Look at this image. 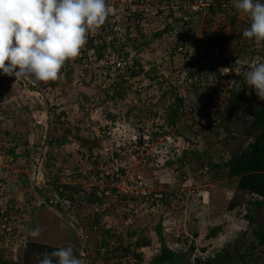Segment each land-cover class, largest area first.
Segmentation results:
<instances>
[{
	"label": "rangeland",
	"instance_id": "374dc122",
	"mask_svg": "<svg viewBox=\"0 0 264 264\" xmlns=\"http://www.w3.org/2000/svg\"><path fill=\"white\" fill-rule=\"evenodd\" d=\"M120 1H124V3H121L116 10V16L120 18V32H122L121 35L124 36L125 40L128 42L130 41V43L133 44L135 41H132L131 38L136 36V33L127 37L128 29L130 30L133 24L131 22L128 23L129 21L127 23L124 21H126V17L128 15V6L134 5V3H137V0ZM223 1L224 0H215L217 3H221ZM204 8L205 9L200 19L203 21V23H205V27H207V23L209 22L210 24L211 21L212 26L210 30L207 31V33L211 31V33H215L214 31L217 30L218 27L217 20L209 15L208 7ZM236 11L237 10L233 8L228 12L239 15L240 19L238 20L243 21L245 19V14L239 12L237 13ZM121 15L123 17H121ZM196 20L198 19L194 18V21ZM167 22L169 21L165 19L158 23L152 24L150 20L147 19L144 24L141 22L139 24L137 23L136 26L139 28L141 27L148 39L151 40L153 38V34L157 30H161L164 27V24H167ZM225 25H228V23H225L224 26ZM186 30H188L187 27L183 29L175 28L172 33H165L162 36V39H155L154 41L151 40L152 42H150V44L139 53L136 48H132L130 46L126 47L124 50L129 53L130 57L139 58V61L144 66L145 70L150 71L151 69H155L156 73H152L150 76L151 78L158 75L159 77L156 78V81L167 78L170 82L172 81L174 85L181 84L182 86L180 91L184 94L188 87L186 86L185 73L183 69L181 70L179 68L182 66V62L180 61L179 57L177 59L176 56L173 58V56L169 55L167 49L168 47H172L175 44L174 41L169 37L171 36L173 39H177L180 34L186 33ZM202 32L203 28L201 26L198 30V38L201 42L200 50H203L204 52L206 50L209 56H207L206 59H203L202 61L200 59L199 64H201V68L207 69L209 66L214 64L212 57L216 56V52L211 50L210 47L211 35L207 33L202 34ZM139 42L140 41H137V43ZM115 43H117V41H115ZM232 48H235V50H232L231 56L235 57L236 53H238L237 42L232 45ZM234 51L236 52L234 53ZM249 51L250 48H247L246 53H238L240 60L243 57H248L244 59L249 60ZM196 61L197 60H192L194 63ZM73 67L74 71L77 70L75 71L76 74L70 77L68 76L67 72L65 77L62 76L63 80L61 81L60 86H58L57 91L54 92L53 95H48L50 100L54 98L52 101L53 105H58L61 100L64 101L63 104L70 103L64 109L66 110V117L64 120H67L70 127L72 126V131H75L76 126L81 127L84 117H88L90 119V116H88L89 112L86 111L87 108H91L92 111H96L98 108L101 111L103 110V112L106 110V115L109 113L113 114V112H115L114 114H116L119 124L125 122L127 119L125 112L127 115H133L129 120H127L133 121L134 125L132 127L136 128V130L142 131V129L146 128L148 125L153 133L158 132L159 130H165V132L174 134V132L179 127L181 129L186 128V134L191 135L190 130L187 128L193 124V115L195 113L184 117L174 128L167 126L164 112L162 110L164 105L158 102L161 92L156 87L151 86L152 84H150V80L145 75H140L136 79L129 81V83H124L125 85L115 84V88L113 87L114 85H108L104 88V83L102 81L99 83H88L89 80L87 81V78H89V76L87 75V72H85V78H83L82 72L86 71L87 69L82 67L80 63H75ZM205 72L210 74L208 69L205 70ZM116 76L117 75L114 77L115 81ZM212 78L213 77L209 75L207 79H203L202 86L205 88L211 85V90L215 93V95H218L219 102H221V105L224 107L227 103V93L224 94V92L220 90V85H216V82L214 81L215 79ZM97 84L98 87H93V85ZM24 91V85L20 80L14 78L13 75H7L0 71V94L2 95L0 102H3L0 106V168H2L0 174L7 173V177H9L10 182H16L14 186L19 187L15 192L16 198L26 197L28 194L33 193L34 189L31 183L27 181L20 183L15 180H17V178L21 180L22 176L24 175L32 180L33 172L35 166H37V162H31V158H36L37 160L41 151L39 149L37 152L33 153L30 159L24 157L23 152L29 148L27 145L33 146L37 135L44 134L46 128H49L50 124L48 117L45 125H40L43 127V129L38 127L39 125L37 124V119L40 118L41 109L43 108L39 105H42V103H40L42 97L39 94H32L28 90L25 92ZM252 92L256 95L253 89ZM198 93V97H201L202 99L207 98L208 94L207 92L205 93V89L200 88ZM43 94L46 97V100L44 101L50 103L51 101L48 99L47 95H45V93ZM120 94H122L123 97H119ZM258 99L259 98L257 96V101L264 105V100ZM116 100L120 101L116 102ZM140 100H143L144 103H142ZM158 103L159 105L156 106ZM72 105H76L78 108H71L69 110V107ZM156 111H159V114L158 116L154 117L153 114ZM82 113L84 115H82ZM53 119L54 118H52V120ZM45 120L46 119H43V121ZM208 122L213 123L215 120L210 118ZM105 123L106 121L104 124ZM116 126V124L113 125L111 129L113 130V128ZM65 128L66 126L63 125V130ZM45 136L48 137L49 135L45 134ZM109 136L111 140H115L113 135ZM199 139V149L201 151L207 150L210 154L214 155L216 159H218L219 155L217 156L214 154V151L218 149L220 145L218 146V144H215V146L211 148L207 147L203 134L199 136ZM28 142L29 144H26ZM215 142L216 141L213 143ZM105 145H111L113 146V149L116 147L115 142H113L112 145L110 142L106 141ZM9 150L13 151V153L16 156H19V158L12 157L14 155L10 156L8 153ZM30 150L33 151L32 148ZM74 150L75 147L64 146L62 152H60L58 155L56 167L51 165V170L52 172L57 173L58 169L62 168L58 174L60 175L62 182H73L80 184V181L74 177L79 169L78 164L81 163V160L86 162L93 160V156L84 153L82 155L81 152L77 153ZM197 161H199L197 157L191 154L187 155L185 153L179 157L177 156L176 160H172L170 164L163 166L162 170L159 169L160 172H156L157 169L155 170L149 167H144L141 164L138 165L137 168H133L130 171V174L137 175L140 173L145 180L156 184L158 189H173V192L175 193L169 194V196H171L169 197L168 204L166 202L161 207L159 206L154 208L152 206L149 207L147 205H139L135 207H129L126 212L121 211L120 202H113L110 199L111 214L117 216L112 223L114 228H111L112 232H114H111V235L107 236V238L113 243H118L119 237L121 236L126 244L132 245L135 242L133 238L134 236H131L128 234V232L131 230H136L135 233L137 234L138 239L140 237L143 239H149L151 241V247L146 249L147 252L144 258V264H148L153 256L157 253L156 251L160 250L161 248L157 233V227L160 226V224L163 230L164 240L166 241L167 245L170 246L174 251L181 252L183 254L185 253L188 256L191 253L190 256H192V258L196 256H202L203 258L212 256L238 238L240 233L248 228L249 222L246 214L248 212V206H250L249 200L252 197L245 192H239L233 188L230 189L218 185L215 182H209L207 180L209 178V174L208 172L205 173V167H200L199 170H197ZM91 168L90 171L94 170L92 165ZM161 179L165 182H174L179 185L173 186V188L163 187L165 182L162 184ZM37 189L38 191L42 192V194L45 195L49 200L52 199L51 187L49 185L40 181L38 183ZM182 198H185L186 200V204L184 206L181 202ZM13 202L14 204H18L24 208H22L23 211L19 212V209L16 212V225L18 227L13 237H11L9 240L0 238V240L3 242L0 243V257L2 256L8 259L17 258L18 253L24 249L23 244H25L28 240L42 241L49 244L58 245L61 243L60 239L64 236H67L71 239H79V231L74 229V225L70 220H68L66 211L64 210L63 213H59L47 204H45L41 209H39V207L36 209V211H34L33 214L35 220H32L31 224H36V226L33 228L29 227L31 230L37 227L40 228V236L34 239L29 235V232L31 231L30 230L25 238L23 237V233L21 234L22 238L19 237V228H23L22 230H24L25 227H28V221L32 216V212H30V210L33 203L27 204L26 202H22L19 199L14 200ZM231 202L236 203V206L233 209H229ZM119 209L121 211L120 213H118ZM261 214H263V218L264 210ZM120 215H122L123 218H121ZM130 216H133L134 221L131 225L126 226L125 220H128ZM82 224L84 223L82 222ZM218 225L222 226L223 230H221L216 237H210L209 234L211 229ZM51 234H53L54 237H51ZM66 239L68 240V238ZM96 240L97 237L91 235V238H89V245L91 248H95L98 245ZM74 241L75 240H72V242ZM192 246L195 247V250L191 252ZM109 256L111 255H108V257ZM93 258L94 257H92L91 264H104V261L102 262L100 259H98V261L92 262ZM83 263L84 261H81V264ZM88 264H90V262H88ZM183 264H188L187 260L186 262L184 261Z\"/></svg>",
	"mask_w": 264,
	"mask_h": 264
},
{
	"label": "trees",
	"instance_id": "16d2710c",
	"mask_svg": "<svg viewBox=\"0 0 264 264\" xmlns=\"http://www.w3.org/2000/svg\"><path fill=\"white\" fill-rule=\"evenodd\" d=\"M144 1L150 4L153 10L158 11L153 19H149L152 24L160 22L159 18L157 17L161 13L164 14L167 11L166 19L169 22L164 24V27L161 30L159 29L153 34V38L151 39L152 41L155 39H162V36L165 33H172V31L175 30L176 25H178L180 21H183L178 18L176 15L177 12L183 11L184 15H187V12L190 14V20L183 21V24L187 25L188 31L184 34H180L177 39H173L171 36L169 37L174 41L175 44L171 47V53L169 52L170 54H168L174 58L175 54H179L178 48L180 46L188 49L186 51V56L189 54V48L191 47H195L199 50L201 49V42L198 38V30L202 26V34L207 33V31H209L212 26V22L210 21V24L208 22L207 27H205V23L201 21L200 18L203 7L199 6L197 8H193V4H195L198 0ZM107 4L109 6L110 2L107 1ZM220 7L221 6H211L209 15L213 17ZM220 10L224 9L222 8ZM230 10L226 11V14L221 20V27L218 29L220 32H218V34L211 33L212 31L207 33L211 35L210 42H218L219 37L224 35L227 36L228 30L232 29L233 34L230 36V41H233L232 44L237 42L238 53H246L247 48H250L249 60H252L253 56H256L257 54L264 62V44L256 45L254 41H249L246 39L243 36L245 26L243 23L240 24L236 14L228 12ZM196 15H199L200 18L197 17L198 20L194 21ZM143 17L144 16L142 13L141 15L138 14L137 18L133 20L128 18L130 20L128 23L134 22L132 23L133 26H131L130 30L128 29L127 34L128 37L136 33V36L131 38L132 41H135L133 44L130 43V41L128 42L125 40L123 35L114 38L116 36V31L114 30H109L106 32V28L110 25V23H108V16L105 23L99 29L101 31V37L104 39L102 43L94 45L93 38L88 36L85 47L88 46L89 48H95L97 51V61H100L102 57L109 54L111 56H116L117 58H123L126 60L127 64L125 69L117 70L118 75L116 78L118 80H116V84L125 85L140 75H145L148 77L152 84L151 86L156 87L161 92L158 102L164 105L162 110L164 112L167 126L174 128L184 117L195 113L193 115V124L187 128L190 130L191 135L186 134V128L181 129L178 127L176 130L177 132L175 131L173 136L184 137L188 143V149L184 152L187 155L191 154L199 159V161H197V170H199L200 167H205L207 170L206 172L209 174V178L207 179L209 182H215L218 185L230 189L233 188L239 192H245L252 197L249 200L250 206H248V212L246 214L249 222L248 228L241 232L239 237L233 242L229 243L224 249L212 256H208L207 258H203L202 256H196L192 258V256H190L191 253L188 256L185 253L183 254L181 252L174 251L164 240L163 230L160 224V226L157 227V233L161 243V248L159 253H157L150 260L149 264H183V262H186V260L188 264H264V217L262 218L263 214H261L264 210V105L257 101V95H255L252 92V89L249 88V86L244 82L242 85L236 87L234 86L232 89H230L228 103L224 107L217 108L216 110L215 116L212 119L215 120V122H207L208 124L205 125L199 124V121L204 119L206 116H209L210 111L213 110L212 108H208L209 103L207 101L202 100H213V95L215 94L211 90V85L205 88L202 86L201 78L203 75L198 76V73H206L205 70L207 69L214 70L213 73L218 74V79L216 82L220 81L219 71L215 72V70H217V66L211 65L207 69L200 67L197 68L195 67L194 62L183 60L182 66L179 68L181 70L183 69L185 73L186 86L188 87L184 94L180 91L182 86L181 84L174 85L172 81L170 82L167 78L156 81V78L159 77L158 75L151 78V74L156 73L155 69H151L150 71L145 70L144 66L140 63L139 58L130 57L129 53L124 50L126 47L130 46L132 48H136L139 53L142 52L145 47L150 44V42H152L143 32V29L136 26L137 22L135 21L138 20V18L139 20H142ZM225 23H228V25L224 26ZM214 32H217V30ZM111 34L113 35V39L108 40L107 35ZM115 41H117L119 44L115 43ZM137 41L140 42L137 43ZM241 43H245V45ZM227 48L230 50H235V48H231L230 45H228ZM86 54V51H84L85 56H78L74 60H69L66 62L65 66H69L70 68L68 71V76L71 77L76 74L74 68L72 69L71 64L80 63V65H82L84 63L83 66L85 69H87L86 71L88 75H90L96 83H99L102 79V75L97 71L96 67L86 66L89 64V62H86ZM201 57L202 55H200L199 58L201 59ZM244 58L248 57H243L242 59ZM96 87H98V84L95 85V88ZM113 87L115 88L116 86L114 85ZM200 88L205 89V93L207 92L208 98L202 99L201 97H198ZM1 96L2 95L0 94V98ZM119 97H123V95L120 94ZM190 100H194V103H189L188 101ZM117 101L120 100H116V102ZM140 101L144 103L143 100ZM2 103L3 102H0V106ZM159 103L156 106H158ZM58 109L59 107L52 108L54 119L52 124L53 128L50 131L49 136L45 138L46 132L44 134L37 135L33 146L27 145L29 148L23 152V156L27 159H30L31 155L42 148L43 144L46 142L47 147L44 152L46 158L44 159L45 163L42 165V170L46 176V181L44 183L51 187L52 199L49 200L45 195L42 194V192L37 190L38 194L43 196L46 202H44L42 199H37V201L33 203L30 212H32L33 215L32 220H35L33 214L34 211H36V209L39 207V209H41L45 204L51 205V201L58 197L59 199L57 198V203H54L56 210L59 213H63L65 210L68 220L69 216L75 215V217L82 222L80 212L83 202L85 200L89 202H96L99 200V197L97 195L88 197V192L84 186L85 184H69L62 182L60 175H58L62 168H59L57 173L52 172L51 170V165L56 167L59 153L62 152L64 146L71 141V138H82L80 136V126H76L75 131H72V126L70 127L67 120H62V117L65 116V112H59ZM158 114L159 111H156L153 115L156 117ZM63 125L66 126L64 130ZM167 133L169 132H165V130L162 132V134ZM201 134L204 135L207 147L211 148L215 146V144H218V146L220 145V147L214 151V154L217 156L219 155L218 159H216L215 156L210 154L207 150L201 151L199 149V136ZM214 141L216 142L213 143ZM92 142L93 141L88 138H82V146L84 149H87V154L94 156L95 151L93 150L101 147L102 140H97L93 143ZM26 144H29V142ZM30 147L33 151L30 150ZM8 153L10 156L14 155L15 157L19 158V156H16L11 150H9ZM36 161V158H31V162L34 163ZM88 163L89 165H92L93 168H95L93 171L95 172L98 168L99 160L93 159ZM81 175L82 172H77L74 177H80ZM165 194L166 193H164V195ZM169 194L170 193L167 195ZM170 196L164 197L165 201H168ZM125 199L126 198H123V200ZM66 200L70 202V205H66L64 202ZM235 206L236 203L231 202L229 209H233ZM90 216H88L85 222L92 221ZM31 225V228L36 226V224ZM74 229L79 231V227L77 225H74ZM221 230H223V227L220 225L213 227L209 234L210 237H216ZM109 232L110 231L107 230L106 235L109 236ZM132 235H135V232H133ZM66 238H68V240ZM60 240L61 243L58 245L44 242H28L22 252L19 254L17 260L0 257V264H39L38 257L43 258L45 253L50 254L53 251L66 247L72 248L74 256L79 260L84 261L83 264H88L87 257L84 256V258H82L81 252L87 247L84 245L80 235L78 240L76 238L71 239L67 236L62 237ZM72 240L75 241L72 242ZM103 241L105 245L108 244L106 239ZM119 241L120 244L118 245H111L110 243L112 247H110V250L106 254L101 252L102 246L96 242L98 244L95 247L96 257L93 258L92 262L98 261V259H100L102 262L104 261V264H123L121 259L125 258L126 256L133 255L138 261L137 264H144L143 252L141 251V248L143 246L150 245L151 241L149 239H143L140 237L132 245H122V237H119ZM194 250L195 247L192 246L191 252ZM109 253L112 255L108 257ZM53 259L55 260V258ZM111 260H114L115 262H112Z\"/></svg>",
	"mask_w": 264,
	"mask_h": 264
},
{
	"label": "clouds",
	"instance_id": "9594fccd",
	"mask_svg": "<svg viewBox=\"0 0 264 264\" xmlns=\"http://www.w3.org/2000/svg\"><path fill=\"white\" fill-rule=\"evenodd\" d=\"M107 1L110 2L109 6L107 4ZM229 1H230V9L234 8L235 10H237L236 11L237 13L239 12L245 14L244 22L247 28L245 27L243 31V36L249 41H254L256 45L264 44V0H229ZM121 3H124V1H120V0H113V1L111 0H0V71H2L4 74L7 75H13L14 78L20 80L24 85L25 91L28 90L32 94H39L42 97V100H40L41 101L40 103H42V105L41 104L39 105L43 107L42 109L46 111L45 112L46 114L44 113L40 115V118L37 119V124L39 125L38 127L43 126L41 122H39V120H42L41 117L42 115L46 117L48 115L50 124H49V128H46L45 130L47 135H49L50 133V128L51 130L53 128L52 118H54V115L52 108L59 107L58 109L59 112H65L64 113L65 116L62 117V120H64L66 117V110H64L65 107L63 105H50V103L44 101L46 100V97L44 96L43 93H45V95H47L48 99L50 100L48 95L50 94L53 95L54 94L53 92L57 91L58 88L56 89V85L60 86L61 81L63 80L62 76L65 77V74H67V72L70 70L69 66H65L66 62H68L69 60H74L79 56L82 48L87 43L88 36L91 37V34H95L97 30L100 29L101 26L105 23L108 16H109L108 23L110 24L113 19L118 17L116 16L117 15L116 10ZM195 6L197 7L201 6V0L196 1V3L193 4V8H195ZM130 8L131 6L129 5L127 10L129 11ZM176 15L178 16V18H180L183 21L190 20V14H188V12L187 15H184L183 11L177 12ZM121 17L123 16L121 15ZM166 17H167V11L163 14V17L160 18L159 20L160 21L165 20ZM118 19L120 21L119 17ZM214 19L217 20L218 27H217V32L215 33L218 34V32H220L218 31V29H220L221 23L218 17L215 16ZM128 21H124V22L127 23ZM185 27H187V25L183 24V25H177L176 28L183 29ZM109 30H113L110 29V25L109 27L106 28V32H108ZM120 31L118 33H122ZM232 34L233 33H228L227 36L226 35L221 36L218 39L219 42H214L210 44L211 50L215 51L216 54H217L216 45L219 46L218 49L219 54H217L215 57H212V59L214 61L213 65L217 66V70H215V72L219 71L220 81L216 82V80L218 79V74H214L213 73L214 70H209L210 74L202 73V72L198 73V76L203 75V77L201 78L202 79L201 84L203 79H207L209 75L213 77L212 79H215L214 81L216 82V85H220V90L224 92V94L227 93V103H228L230 89H232L234 86L235 87L240 86L245 82L246 85L249 86V88L255 91L256 95L260 100H264V62L257 54L256 56L255 55L253 56L252 60H245V59L240 60L238 53H236L235 57L231 56L232 50L228 49L227 46L230 45L232 48L233 41H230V36ZM108 36L109 35H107V37ZM100 38H102L101 35ZM103 40L104 39L102 38V41ZM191 48L198 52L203 51L195 47H191ZM167 51L171 53V47H168ZM235 52L236 51H234V53ZM174 56H176L177 59L179 57L181 62L183 60L184 61L188 60L186 59L185 55L180 53L178 55L175 54ZM207 56H209V54L205 50L202 57L206 59ZM256 58L259 59V62L253 64V60ZM197 60L200 61V58H198ZM188 61H192V60H188ZM86 62L87 63L89 62V64L86 65L87 67H93V66L96 67L95 64L98 63L99 61H97V56H96V59H88L87 57ZM83 64L81 65L82 67H84ZM227 64L231 65L232 68L234 67V69L235 68L238 69L239 67L238 71L235 70L233 71L231 76L232 77L231 81H228L229 77L223 76L221 70L219 69V66L224 67ZM73 65L74 64H71L72 69L74 68ZM97 71L99 72L98 68ZM85 72L87 71L82 72L83 78H85V74H86ZM115 75H118V73L113 74V76H111L110 79H104V78L101 79V81L104 83L103 84L104 88L108 85L111 86L116 84L117 81L114 80ZM88 76H89V78H87V81L89 80L88 83H94L95 81L93 80V78L90 75ZM116 80L118 79L116 78ZM203 101H207L209 103L208 108L209 109L212 108L213 110L210 111L209 116H206L204 119L199 121V124L201 125L208 124L207 122L210 120V118L212 119L214 118L217 108L223 107L221 105V102H219L218 95H213V100H203ZM188 102L194 103V100H190ZM77 108L78 107L76 106V109ZM87 112H89L88 116H90L91 120L88 117L83 118L84 120H82V125L80 127L81 129L80 136L82 138H88L93 142L97 140H102L101 147L96 148L93 151L105 150V148L107 147L105 145L106 141L113 144L112 140L110 139V136L107 133L109 130H112L111 127L113 125L119 124L118 122L119 120L116 118V114H114L115 112H113V114L109 113L106 115L107 113L106 110L105 112H103L102 110L101 117L100 116L97 117L98 115L97 111H92V109L91 111L89 110ZM82 115L84 114L82 113ZM125 116L129 120L130 119L129 116H131V114L127 115L125 112ZM127 119L125 120V122L120 124L125 126L127 125L130 126L132 132L133 129L136 128L132 127L134 125L133 121H128ZM105 121L106 123L104 124ZM146 130H148V132H150L155 137H165L169 135L176 139H180L184 145H187V147H184V145L180 147V150L178 152H175L174 157L170 159L166 164H170L172 160H176L177 156L179 157L185 154L184 151L188 149V143L182 136H173V134L170 132L167 134H162L163 130H159L158 132L153 133L151 128L148 127V125L146 128L142 129V131H146ZM137 131H141V130H137ZM82 138L77 139L73 137L71 138V141L65 146L75 147L74 151H76L77 153L81 152L82 155L83 153L87 154V149H84V147L82 146L83 145ZM44 146L46 149L47 147L46 142L43 144L42 147ZM45 149L40 148L41 153L36 161L37 166H35L32 180L26 177L25 175L22 176L21 180H19L18 178L17 180H15L20 183H23L25 181L31 183L34 189L33 194L31 193L28 194L26 197L16 198L15 192L19 188L17 186L16 187L14 186L16 182L14 183L10 182L9 177H7L8 176L7 173L0 174V181L5 180L8 185L7 195H4L3 198L0 199L1 200L0 210L5 208L7 215L11 216L10 230L2 228V223H1L2 218L0 216L1 239L9 240L11 237H13V235L17 231L16 229L18 226L16 225V219H17L16 212L19 209H20L19 212L23 211L22 208L24 207L19 206L18 204H14L13 202L14 200L19 199L22 202L27 203V201L30 199L27 204L34 203L37 201V199L38 200L42 199L44 200V202H46L45 198L39 195L37 192L38 183L40 181L41 182L46 181V176L42 170V165L44 164L45 161L44 159L46 158L44 155ZM12 157L15 158V156ZM87 163L88 162L81 160V163L78 164L79 167L78 172H81L80 169H86ZM1 171L2 168L0 169V172ZM206 171L205 173H207ZM77 179L80 181L79 182L80 184L84 185V183L80 180V178ZM163 182L165 181L161 179L162 184ZM69 184H76V183L69 182ZM177 185L179 184L174 182L172 183L165 182L163 187L173 188V186H177ZM162 190L163 193H166L164 197H168L169 196L167 195L168 193L170 194L175 193L173 192V189L164 190L163 188ZM161 201L162 204L166 202L168 204V201H165L164 198H162ZM181 202L182 205L184 206L186 204L185 198H182ZM94 204L95 202H89V207L92 208ZM49 206L56 210L54 204H51ZM147 206L150 207L153 206V204H147ZM82 213L83 215H80V217L84 224H82V222L79 221L75 217V215L69 216V220L71 221L72 224L77 225L79 227V235L84 245L87 247L85 250H82L81 252L82 258L86 256L87 262H90L91 264L92 257H96L95 248H91V246L89 245V238H91V235L95 236L96 234L97 236L96 242H98V244L102 246L101 252L103 254L108 253L110 247H112L111 245L120 244V241L118 243L111 242L107 238L108 235H106L107 230L110 231L109 233L111 235L112 232L111 228H114L112 223L114 222V219L117 215H114V218H111L113 220L111 223L112 226H110L109 228H105L104 224L100 221V218L97 217V215L99 216L101 214L100 212H95L94 215L92 214L93 212L89 214L87 213V210L84 209V212ZM32 216L31 219L28 221L29 223L27 222L28 227H25L24 230H22L23 228L22 229L19 228L18 231L19 237H21V234L23 233L24 234L23 237L25 238L27 236V233L31 230L29 227L32 226L31 225ZM88 216L92 218V221L85 222ZM133 232H136V230H131L130 232H128V234L134 236L133 238L134 241L136 242L138 240L137 234L135 233V235H132ZM40 233H41V229L37 227L35 229H32L29 232V235L35 239L40 236ZM51 237L54 236L51 235ZM104 239L108 241L107 245L104 244L103 241ZM28 242L31 241L29 240L26 241V243L23 244L24 247ZM32 242H42V241H32ZM0 243L3 242L0 240ZM122 245H128V244H126L123 240ZM150 247H151L150 245H147L141 248V251L143 252V258H145L146 256V252H147L146 249ZM158 251L159 250H157L156 252L159 253ZM20 253H18V256ZM108 255H112V254L109 253ZM18 256L17 258L12 260H17ZM53 258H55V260ZM38 260H39V264H81V261L74 256L73 250L70 247L60 248L56 251L51 252L50 254L45 253L43 255V258L38 257ZM111 261L115 262L114 260ZM121 262L123 264L138 263L136 257H134L133 255L126 256L125 258L121 259Z\"/></svg>",
	"mask_w": 264,
	"mask_h": 264
},
{
	"label": "built area",
	"instance_id": "2783aa9c",
	"mask_svg": "<svg viewBox=\"0 0 264 264\" xmlns=\"http://www.w3.org/2000/svg\"><path fill=\"white\" fill-rule=\"evenodd\" d=\"M113 1V0H111ZM197 6H195L196 8ZM143 13L142 20H136L135 22L144 24L147 19L154 18L158 13L157 10H153L152 6L146 3L144 0H138L137 4L131 6L126 17L128 21L137 18L136 16ZM161 13L157 18H162ZM141 21V22H140ZM118 17L113 19L110 24V29L116 31V37L121 34L118 33L121 30V26L118 24ZM134 23V22H132ZM250 23V20H249ZM101 31L98 29L95 34H91L93 38L94 45L102 43V38H100ZM113 39V35L108 36V40ZM219 46L216 45L217 54H219ZM179 53L186 56V51L188 49L180 46L178 48ZM84 51H86V56L88 59H96L95 48H89L84 46L79 54V57H83ZM203 51L198 52L192 48H189V54L186 56L188 60H197L200 55H203ZM216 54V55H217ZM204 58L201 57V61ZM259 62V59H254L253 64ZM126 60L123 58H117L116 56L106 55L104 58L100 59L95 66L99 69L101 77L104 79H110L113 74L117 73V70H124L126 66ZM252 64V65H253ZM201 64L197 60L195 62V67L199 68ZM194 68V67H193ZM223 76H228V81L232 80L233 71H238L237 68H232L231 65L227 64L224 67L219 66ZM91 108H87L89 111ZM98 115L101 117L102 113L98 109L96 110ZM118 124V122H117ZM108 135H113L115 140L112 142L116 143V147L109 145L105 150H96L94 152L93 159H98V168L90 171L91 165L87 163L86 169H80L82 175L80 180L85 183V189L88 192V197L98 196L99 200L95 202L93 207H89V201L85 200L81 207L80 215H83L84 209L87 213L95 215V212H100L101 214L97 217L104 224L105 228L112 226V219L114 215L111 214L110 199L114 202L121 203V211H125L129 207L144 206L147 204H153L152 207H161L162 198H164V193L162 189H158L156 184L151 181L145 180L139 173L137 175L130 174L133 168H137L138 165H143L144 167H149L151 169H157L159 171L163 169V166L174 157L175 152L180 150L184 144L180 139H176L172 136L165 137H155L148 130L137 131L133 129L131 132L130 126H125L118 124L113 130H109ZM112 144V143H111ZM113 145V144H112ZM187 147V145H184ZM1 169V168H0ZM92 169V168H91ZM136 170V169H135ZM93 172V173H91ZM99 172V173H98ZM160 172V171H159ZM90 173V174H89ZM135 173V172H134ZM89 174V175H88ZM8 193V185L5 180L0 181V199ZM58 198V197H57ZM54 198L51 204L57 203L58 199ZM123 198H126L123 200ZM66 205H70L69 201H64ZM155 202V203H154ZM1 205V200H0ZM88 208V209H87ZM119 209V213L121 212ZM154 210V209H152ZM88 214V215H89ZM122 214V213H121ZM0 216L2 218V228L10 230V217L6 213V209L0 210ZM121 218L123 216L121 215ZM133 216H130L128 220H125V225H131L133 223Z\"/></svg>",
	"mask_w": 264,
	"mask_h": 264
},
{
	"label": "crops",
	"instance_id": "0c3cea01",
	"mask_svg": "<svg viewBox=\"0 0 264 264\" xmlns=\"http://www.w3.org/2000/svg\"><path fill=\"white\" fill-rule=\"evenodd\" d=\"M204 2H206V3H204ZM204 2H203V0H201V6L203 7V11H204V7H208L209 8V10H210V8H211V6L212 7H216V6H221L220 7V9H224V10H218L217 11V13L216 14H214L213 15V17H218L219 18V20H220V23L222 22L221 20H222V18H223V16L226 14V11L227 10H230V1L229 0H224L223 2H221V3H217V2H215V0H204ZM206 5V6H205ZM203 11H202V14H203ZM209 13V12H208ZM202 14H201V16H202ZM211 16V15H210ZM237 16V18L238 19H240L239 17V15H236ZM200 18V16L199 15H196V18ZM212 17V16H211ZM239 22H240V24L241 23H243V25L246 27V24H245V22H244V20L243 21H241V20H239ZM178 25H183V21H180V23L178 24ZM245 29V28H244ZM233 30L232 29H230V30H228V33H233L232 32ZM167 35V34H166ZM165 35V36H166ZM93 87H95V86H93ZM58 88V86L56 85V89ZM56 89H54V90H56ZM54 93V92H53ZM54 100V98L52 99V100H50L51 102H50V105H53V101ZM63 102L64 101H60V103L58 104V105H63L65 108L70 104H63ZM71 108H75L76 109V105H72V106H70L69 107V110L71 109ZM75 111H77V110H75ZM46 111L44 110V109H41V114H44ZM46 114V113H45ZM111 115V114H110ZM133 116V115H132ZM132 116H129V118H131ZM42 117V120H39V122H41V124L42 125H45V122H47V118H48V115H47V117L46 116H44V115H42L41 116ZM43 119H46L45 121H43ZM41 129H43V127H40ZM43 149H45V146L44 147H42ZM39 215V214H38Z\"/></svg>",
	"mask_w": 264,
	"mask_h": 264
}]
</instances>
